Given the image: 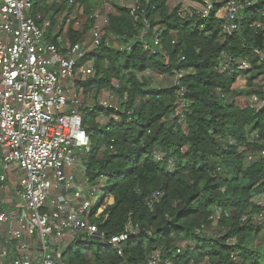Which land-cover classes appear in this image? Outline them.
<instances>
[{
    "label": "trees",
    "instance_id": "1",
    "mask_svg": "<svg viewBox=\"0 0 264 264\" xmlns=\"http://www.w3.org/2000/svg\"><path fill=\"white\" fill-rule=\"evenodd\" d=\"M73 1L55 9L56 0H34L32 10L41 24L53 8L60 13L68 6L71 13L76 3L86 6L83 29L70 24L65 33L71 45L87 39L96 22L91 0ZM125 1L134 7H114L105 16L100 45L83 60L92 62L93 74L77 79L71 95L94 92L96 99L110 89L123 112L97 104L79 108L90 141L83 157L88 198L94 200L86 219L97 233L70 242L63 263L148 264L157 256L160 264H264V205L254 203L264 195V160L257 155L264 150V108L236 102L242 96L264 100V85L258 86L264 60L254 54L264 51V0L243 10L240 29L229 36L222 30L225 20L215 16L225 2L202 19L169 11L168 0ZM259 22L263 27H254ZM107 35L123 48L107 45ZM46 40L57 44V36L47 34ZM241 60L248 69L239 68ZM148 71L181 75L176 85L150 89L136 75ZM238 79L246 91L234 89ZM180 100L186 104L181 118L175 116ZM101 115L109 119L104 125L96 121ZM153 194L160 197L150 208ZM255 215L262 218L257 225ZM214 224L218 235L205 234ZM127 227L133 233L113 249L109 238Z\"/></svg>",
    "mask_w": 264,
    "mask_h": 264
},
{
    "label": "built area",
    "instance_id": "2",
    "mask_svg": "<svg viewBox=\"0 0 264 264\" xmlns=\"http://www.w3.org/2000/svg\"><path fill=\"white\" fill-rule=\"evenodd\" d=\"M33 2L0 0V184L9 174H20L14 184L17 204L11 208L6 198L0 200V227L5 229L0 259L7 264H64L58 246L66 236L73 242L97 233L86 219L94 200L85 196L71 173L75 154L90 147L82 128L80 99L71 95L77 79L93 74L83 60L100 45L106 19L96 21L85 40L71 45L57 38L54 44L46 40L39 16H32ZM224 2V15L218 11L215 16L225 20L222 30L229 36L240 29L243 10L256 7L258 1ZM216 4L217 0H202L195 15L206 19ZM254 54L264 60V51ZM239 68L248 69V61L241 60ZM249 102L251 107L264 108V100L255 96ZM178 105L181 113L175 116L181 118L186 104L180 100ZM257 155L264 160V150ZM159 197L153 194L148 206ZM129 233L131 227L110 237L108 244L119 249ZM157 261L154 256L148 264Z\"/></svg>",
    "mask_w": 264,
    "mask_h": 264
},
{
    "label": "rangeland",
    "instance_id": "3",
    "mask_svg": "<svg viewBox=\"0 0 264 264\" xmlns=\"http://www.w3.org/2000/svg\"><path fill=\"white\" fill-rule=\"evenodd\" d=\"M219 3L224 2L225 0H217ZM256 3L258 0H251ZM64 2V0H56L55 2V9L57 7L61 6V4ZM51 2L49 1L48 4ZM82 4H77L73 11L69 13V8L64 7L62 5L63 11L60 13H55V9L53 8L50 10L46 15H44L41 25L44 29L45 35L50 34L51 36H57V38H60L62 41L65 40V33L67 32L68 27L70 24L72 25V28L74 30H77L78 32L81 31L84 27L85 21H86V15H85V10L86 6ZM167 6L169 11H172L174 9L179 8V12L182 15H187L189 17H192L195 15V13L199 12L200 9V3L191 1V0H168ZM114 7H127V8H133L134 4L131 2H127L125 0H91L90 2V12H92V15L95 16V20L100 23L107 14L109 13H114L115 9ZM264 13V12H263ZM262 13V14H263ZM190 14H192L190 16ZM219 16L224 15L223 9L220 10ZM52 19H53V24H52ZM69 20V21H68ZM64 22V23H63ZM146 29V28H145ZM144 30H140L138 32V37L142 39ZM104 36V32H102L101 37ZM106 43L109 46H112L114 48H117L121 50L123 47L119 45L116 41L115 38L111 35L106 36ZM89 66L92 65V62H88ZM123 74H127L124 72ZM137 77L140 80H144L148 84V88L150 89H157V88H164V87H169L174 84L176 77H168V76H160L155 73L151 72H146L144 74H136ZM114 87L117 88V83L114 82ZM75 85V84H73ZM264 83L259 84L258 86H263ZM71 89V88H70ZM234 89L237 91H246V86H245V81L238 79L234 85ZM73 91V89H72ZM76 95L77 92H76ZM94 92H91L87 95L82 96L80 99L81 106L83 108L85 107H90L93 108L95 104L98 106H101L103 108L105 107H112L115 111L118 113L123 112V108L121 107L122 100L118 98L110 89H104L100 92V94L97 96L96 99H94ZM250 98H244L239 97L236 99V102L239 106H249ZM176 112L181 113V107L178 105ZM115 121L120 120V115L118 114H113L112 117ZM109 119L106 118L105 115L98 116L96 118V121L100 125H104L106 122H108ZM252 138H255L257 136L256 133L252 135ZM92 145L95 144V141H91ZM87 151L89 149L81 150L79 153L75 154V159H74V165L71 168V173L74 176L75 182L81 186L83 193L85 196L88 198L90 196V190L91 188L88 186L87 180L85 178V167H84V162H83V157L86 155ZM15 180L13 179L12 182H9V184L14 183ZM103 181H100V184H102ZM2 200V198L0 199ZM254 203L258 205H264V195H260L254 198ZM252 222L254 224H259L262 222V218L259 215H255L252 217ZM4 228L0 227V251L3 248V244L1 242V238L4 236ZM205 234L208 236H216L218 235V231L215 228V224L211 229H207L204 231ZM263 234H260V240H263ZM70 244V239L66 236L64 240L59 244L58 248L59 249H65L68 245ZM258 244V242H257ZM185 246L184 243L180 244V248L183 249ZM69 253H67L65 256L66 258L68 257ZM0 264H6L4 260L0 259ZM156 264H160L159 261L156 262Z\"/></svg>",
    "mask_w": 264,
    "mask_h": 264
},
{
    "label": "crops",
    "instance_id": "4",
    "mask_svg": "<svg viewBox=\"0 0 264 264\" xmlns=\"http://www.w3.org/2000/svg\"><path fill=\"white\" fill-rule=\"evenodd\" d=\"M0 161H1V156H0ZM0 168H1V164H0ZM1 175H2V169H1ZM19 177H20V174H15V173L9 174L7 176V178L5 179L4 183L0 184V199L6 198L9 201L11 208H13V206L15 204H17V202H18V200L14 196V189H15L14 184ZM13 179L15 180V182L12 184L11 183L9 184V182H12ZM3 191H5V192H3ZM4 233H5V231H4ZM1 242H2V240H1Z\"/></svg>",
    "mask_w": 264,
    "mask_h": 264
}]
</instances>
